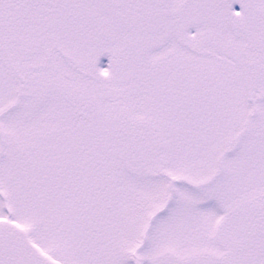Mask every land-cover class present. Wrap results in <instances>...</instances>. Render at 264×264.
Here are the masks:
<instances>
[{
	"label": "snow or ice",
	"instance_id": "snow-or-ice-1",
	"mask_svg": "<svg viewBox=\"0 0 264 264\" xmlns=\"http://www.w3.org/2000/svg\"><path fill=\"white\" fill-rule=\"evenodd\" d=\"M0 264H264V0H0Z\"/></svg>",
	"mask_w": 264,
	"mask_h": 264
}]
</instances>
